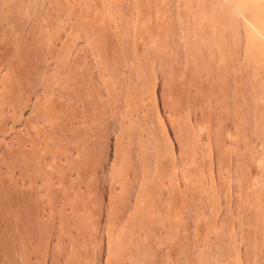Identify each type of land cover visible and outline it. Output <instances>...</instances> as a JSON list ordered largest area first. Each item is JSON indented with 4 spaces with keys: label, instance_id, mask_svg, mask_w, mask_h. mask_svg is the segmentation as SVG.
Returning <instances> with one entry per match:
<instances>
[{
    "label": "rangeland",
    "instance_id": "obj_1",
    "mask_svg": "<svg viewBox=\"0 0 264 264\" xmlns=\"http://www.w3.org/2000/svg\"><path fill=\"white\" fill-rule=\"evenodd\" d=\"M0 264H264V0H0Z\"/></svg>",
    "mask_w": 264,
    "mask_h": 264
}]
</instances>
